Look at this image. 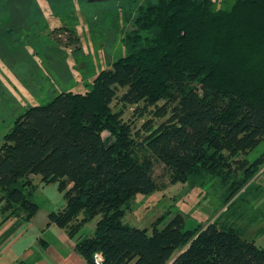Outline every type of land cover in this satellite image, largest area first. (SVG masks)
Returning a JSON list of instances; mask_svg holds the SVG:
<instances>
[{"label":"trees","instance_id":"obj_1","mask_svg":"<svg viewBox=\"0 0 264 264\" xmlns=\"http://www.w3.org/2000/svg\"><path fill=\"white\" fill-rule=\"evenodd\" d=\"M135 15L136 30L122 37L124 57L86 92L28 109L4 136L0 213L30 221L40 211L31 182L39 176L69 188L50 224L73 238L100 217L76 244L89 264L97 254L100 264H264V249L217 222L187 230L182 218L151 230L125 222L130 202L156 189L153 157L174 184L193 173L227 180L232 159L264 142V0H233L228 9L212 0H155ZM119 87L128 88L124 104L176 103L172 118L136 144L123 113L111 109Z\"/></svg>","mask_w":264,"mask_h":264},{"label":"rangeland","instance_id":"obj_2","mask_svg":"<svg viewBox=\"0 0 264 264\" xmlns=\"http://www.w3.org/2000/svg\"><path fill=\"white\" fill-rule=\"evenodd\" d=\"M5 1L0 8V148L4 136L28 109L44 106L63 92H86L101 71L124 57L122 37L136 30L138 7L155 0ZM212 2L216 9L233 4V0ZM127 90L117 89L111 109L123 113L121 121L139 144L170 121L176 103L124 104L120 99ZM102 135L107 146L114 143L110 132ZM153 159L156 189L130 202L126 223L151 230L153 224L163 228L182 218L187 230L217 222L264 249V142L232 159L227 180L193 173L174 184L171 173ZM31 179L41 214L67 204L69 188L65 190L58 182L42 183L39 176ZM240 180L245 181L233 193ZM99 219L86 223L80 234L92 236Z\"/></svg>","mask_w":264,"mask_h":264},{"label":"crops","instance_id":"obj_3","mask_svg":"<svg viewBox=\"0 0 264 264\" xmlns=\"http://www.w3.org/2000/svg\"><path fill=\"white\" fill-rule=\"evenodd\" d=\"M66 205L46 214L40 210L30 221L6 219L8 214L0 213V264H89L76 251L84 235L80 232L71 238L67 229L49 223V214L62 211ZM98 258L102 260L100 254Z\"/></svg>","mask_w":264,"mask_h":264},{"label":"built area","instance_id":"obj_4","mask_svg":"<svg viewBox=\"0 0 264 264\" xmlns=\"http://www.w3.org/2000/svg\"><path fill=\"white\" fill-rule=\"evenodd\" d=\"M98 255H99V254L96 255L95 259H96L97 264H100V263H102L103 259H102V260L99 259V258H98ZM101 257H102V256H101ZM100 260H101V261H100Z\"/></svg>","mask_w":264,"mask_h":264},{"label":"flooded vegetation","instance_id":"obj_5","mask_svg":"<svg viewBox=\"0 0 264 264\" xmlns=\"http://www.w3.org/2000/svg\"><path fill=\"white\" fill-rule=\"evenodd\" d=\"M5 0H0V6L2 7L3 4H5Z\"/></svg>","mask_w":264,"mask_h":264}]
</instances>
